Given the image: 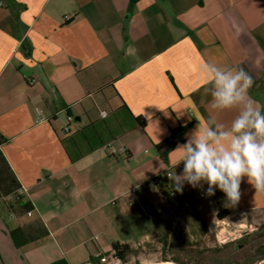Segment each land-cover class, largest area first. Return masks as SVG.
I'll return each mask as SVG.
<instances>
[{"label": "crops", "instance_id": "obj_1", "mask_svg": "<svg viewBox=\"0 0 264 264\" xmlns=\"http://www.w3.org/2000/svg\"><path fill=\"white\" fill-rule=\"evenodd\" d=\"M0 3V150L33 206L14 227L34 238L16 247L0 215V264H99L116 242L137 248L177 223L264 209V190L242 177L228 205L217 189L195 208L185 184L176 213L167 176L200 121L228 131L248 101L264 113V0ZM209 63L251 76L244 102L212 107Z\"/></svg>", "mask_w": 264, "mask_h": 264}, {"label": "clouds", "instance_id": "obj_2", "mask_svg": "<svg viewBox=\"0 0 264 264\" xmlns=\"http://www.w3.org/2000/svg\"><path fill=\"white\" fill-rule=\"evenodd\" d=\"M202 71L214 86L213 108L226 109L246 100L253 81L243 68L209 63ZM185 135L186 142L169 153L171 167L183 164L179 174L171 169L168 173L175 191L181 192L187 184L211 197L218 189L228 205L239 200L242 177L257 191L264 190V113L250 101L232 121L230 130L217 132L200 121Z\"/></svg>", "mask_w": 264, "mask_h": 264}, {"label": "rangeland", "instance_id": "obj_3", "mask_svg": "<svg viewBox=\"0 0 264 264\" xmlns=\"http://www.w3.org/2000/svg\"><path fill=\"white\" fill-rule=\"evenodd\" d=\"M170 171V170H169ZM175 171V170H174ZM206 188L207 185L204 184ZM202 189H192V203L195 208L204 203H210V197L200 195ZM180 192H176V213L179 208ZM173 199V197H172ZM11 205H16L15 194L7 197ZM210 206V205H209ZM211 207V206H210ZM207 208V207H206ZM183 211V210H182ZM186 211V210H185ZM14 218L10 219V212L4 202L0 200V215L6 227H14L17 217L27 216L24 211L13 210ZM194 220V218H193ZM143 226L147 231L157 229L158 221H151L143 216ZM166 225V223H164ZM33 234L39 232L38 223L33 225ZM164 233L145 243L129 254L124 264H263L264 259L257 260L254 249L264 243V209L250 210L238 213L233 218H226V224L219 223L215 218L213 222L193 221L191 224L177 223L173 236ZM240 240L246 241L239 248Z\"/></svg>", "mask_w": 264, "mask_h": 264}, {"label": "trees", "instance_id": "obj_4", "mask_svg": "<svg viewBox=\"0 0 264 264\" xmlns=\"http://www.w3.org/2000/svg\"><path fill=\"white\" fill-rule=\"evenodd\" d=\"M143 124H145L144 120H143ZM4 142L5 139L3 138L2 135H0V146ZM109 143L111 142L105 143V145H108ZM161 153L164 156V152L161 151ZM20 187L21 184L19 183L16 175L14 174L5 156L0 150V200L5 203L6 208L9 210L10 214L13 213L14 207L15 209H18V212L24 211L25 213H27L33 210V206L31 205V203L25 201L23 195L19 193ZM11 194H15V199H16L15 206L14 204L11 205L10 202L7 201V197ZM229 215L230 212L228 210H223L217 214V218L219 220H222V219H226ZM7 229L16 247H21L34 239L32 232L30 231L31 229L28 230L19 226L18 227L7 226ZM245 243L246 241L240 240L238 247L239 248L243 247ZM112 249H113V254L123 261L126 260L129 254H132L135 251V248H132L130 245L119 242L114 243ZM254 255L256 256L257 260L264 259V243L257 245V247L254 249ZM89 261H91L92 264H94L93 262H95L96 259L90 258ZM98 262H99V258H98ZM51 264H69V263L65 259H59Z\"/></svg>", "mask_w": 264, "mask_h": 264}, {"label": "built area", "instance_id": "obj_5", "mask_svg": "<svg viewBox=\"0 0 264 264\" xmlns=\"http://www.w3.org/2000/svg\"><path fill=\"white\" fill-rule=\"evenodd\" d=\"M0 5H1V3H0ZM65 19L68 20L69 18L65 16ZM106 115H107V113L105 111L101 112V116L102 117H106ZM65 131L67 132L68 131V128H65ZM107 147L110 149L111 154H113V155H116L117 153H121V152H124L125 151L124 148L117 149L111 143L108 144ZM176 167L182 168L183 167V164L181 163V164L177 165ZM170 169H172V168H169V170ZM167 176H168V174H167ZM25 191H26V189L21 186L20 187V190H19V193L20 194H23ZM170 195H173V193H171ZM163 197L164 198H167L168 196L167 195H164ZM26 214L28 216H31L32 211H29ZM146 216L149 219H154L155 218V214L154 213H146ZM12 218H14V213H11L10 214V219H12ZM219 223H222L223 225L226 224V219L219 220ZM98 258H99L100 264H124L123 263L124 261L121 260L120 258H118L117 256H115L113 253L111 255H108V256H106V255H98ZM86 264H92V262L91 261H88Z\"/></svg>", "mask_w": 264, "mask_h": 264}, {"label": "bare ground", "instance_id": "obj_6", "mask_svg": "<svg viewBox=\"0 0 264 264\" xmlns=\"http://www.w3.org/2000/svg\"><path fill=\"white\" fill-rule=\"evenodd\" d=\"M172 264V263H171Z\"/></svg>", "mask_w": 264, "mask_h": 264}, {"label": "water", "instance_id": "obj_7", "mask_svg": "<svg viewBox=\"0 0 264 264\" xmlns=\"http://www.w3.org/2000/svg\"><path fill=\"white\" fill-rule=\"evenodd\" d=\"M264 264V263H263Z\"/></svg>", "mask_w": 264, "mask_h": 264}]
</instances>
